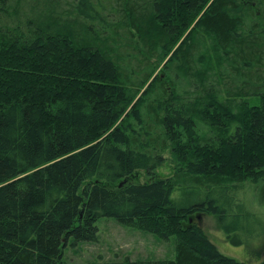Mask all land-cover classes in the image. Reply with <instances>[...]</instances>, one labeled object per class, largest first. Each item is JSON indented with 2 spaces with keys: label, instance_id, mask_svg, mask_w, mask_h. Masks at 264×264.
I'll list each match as a JSON object with an SVG mask.
<instances>
[{
  "label": "trees",
  "instance_id": "16d2710c",
  "mask_svg": "<svg viewBox=\"0 0 264 264\" xmlns=\"http://www.w3.org/2000/svg\"><path fill=\"white\" fill-rule=\"evenodd\" d=\"M246 183H264V0H0V264H242L184 222L241 245L261 225ZM102 218L173 238V259L65 261Z\"/></svg>",
  "mask_w": 264,
  "mask_h": 264
},
{
  "label": "rangeland",
  "instance_id": "374dc122",
  "mask_svg": "<svg viewBox=\"0 0 264 264\" xmlns=\"http://www.w3.org/2000/svg\"><path fill=\"white\" fill-rule=\"evenodd\" d=\"M179 44L180 42L177 46ZM165 157L168 159L167 154ZM157 172L163 177L171 175L168 160ZM236 197L261 221L260 226L250 225L249 236L241 245L228 242L212 215L194 214L184 222V226L195 224L200 227L207 239L223 255L242 264H259L264 258V183L257 186L246 183L239 189ZM96 226L97 242L73 244L72 241H68L63 250L65 261H108L123 257L131 260H169L174 257L173 238L164 241L154 234L122 226L114 219H99Z\"/></svg>",
  "mask_w": 264,
  "mask_h": 264
}]
</instances>
